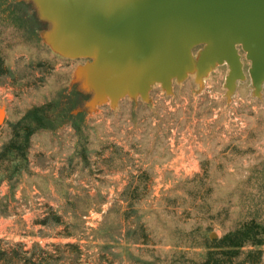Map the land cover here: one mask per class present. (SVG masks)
I'll use <instances>...</instances> for the list:
<instances>
[{"label":"rangeland","instance_id":"rangeland-1","mask_svg":"<svg viewBox=\"0 0 264 264\" xmlns=\"http://www.w3.org/2000/svg\"><path fill=\"white\" fill-rule=\"evenodd\" d=\"M46 29L30 3L0 0V150L32 110L50 120L0 183V264H193L201 237L264 225V86L255 97L242 51L229 98L221 65L201 87L189 76L88 113L85 61L52 52Z\"/></svg>","mask_w":264,"mask_h":264},{"label":"water","instance_id":"water-1","mask_svg":"<svg viewBox=\"0 0 264 264\" xmlns=\"http://www.w3.org/2000/svg\"><path fill=\"white\" fill-rule=\"evenodd\" d=\"M21 1L47 25L42 40L52 52L85 61L74 72L85 112L125 98L148 103L155 85L170 95L189 76L201 87L221 65L229 98L245 79L240 51L255 97L264 86V0Z\"/></svg>","mask_w":264,"mask_h":264},{"label":"trees","instance_id":"trees-1","mask_svg":"<svg viewBox=\"0 0 264 264\" xmlns=\"http://www.w3.org/2000/svg\"><path fill=\"white\" fill-rule=\"evenodd\" d=\"M48 122L42 109H34L15 126L12 138L0 150V183L16 177L18 167L26 161L30 138L36 130L49 128ZM263 246L264 225L248 221L221 238L201 237L197 248L204 254L193 264H259Z\"/></svg>","mask_w":264,"mask_h":264},{"label":"flooded vegetation","instance_id":"flooded-vegetation-1","mask_svg":"<svg viewBox=\"0 0 264 264\" xmlns=\"http://www.w3.org/2000/svg\"><path fill=\"white\" fill-rule=\"evenodd\" d=\"M240 50V49H239ZM241 55V54H240Z\"/></svg>","mask_w":264,"mask_h":264}]
</instances>
